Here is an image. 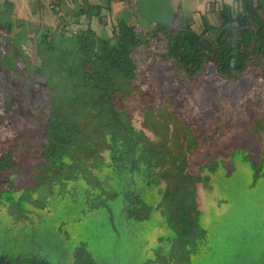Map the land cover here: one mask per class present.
<instances>
[{
	"label": "rangeland",
	"instance_id": "1",
	"mask_svg": "<svg viewBox=\"0 0 264 264\" xmlns=\"http://www.w3.org/2000/svg\"><path fill=\"white\" fill-rule=\"evenodd\" d=\"M237 1L88 0L89 5L109 8L101 10L102 20L98 22L94 18L88 20L86 15L74 18L80 0H0L2 7L5 2L11 5L0 10L8 12L12 24L11 34L0 27V127L10 132L8 140L0 147V160L8 157L13 161L16 165V170H12L14 177L18 171H23L20 186L36 187V205L39 206L47 192L40 188L45 179L41 176L44 162L34 152L42 149L36 135L41 121L56 109L52 106L56 102L58 111L69 119L73 117L82 127L76 168L83 173L90 171L89 177L94 180V185L73 182L61 189L54 187V195L41 210L27 201L34 198L32 192L2 189L0 246L9 249L13 259L34 250L24 247L23 242L8 240L4 230L43 221L40 215L45 214V224L51 229H61L60 243L63 245L56 247L47 242L50 246L45 249L49 258L55 259L60 250L69 253V260L58 264H76V255L82 250L88 262L101 255L109 261L113 255L115 264H264V81L259 79L258 72L248 71L240 81L227 82L210 64L204 66L202 73L186 76L166 57L165 36H151L154 25L174 30L187 17H192L197 31H201V17L216 27L215 9L225 4L236 10ZM2 15L0 12V21H7ZM120 18L133 25L146 42L132 53L136 79L130 83L120 82L126 97H116V111L121 121L143 138L145 147L153 146L163 155L157 145L165 142L168 131L172 133L169 142L181 148L185 144L184 136L190 131L197 150L188 153L186 160L190 164L188 172L196 176L201 166H197V158L202 154L199 159L202 163L211 159L208 127L214 124V116L218 118V143L226 139L225 135L248 131L255 146H260L256 161H252L249 152L239 145L241 148L234 149L228 161L224 159L226 165L217 160L213 165L215 170H202L200 179L192 182L196 191L197 227L186 244L179 243L180 237L167 221L168 183L160 173H157V180L153 179L155 165L142 164L141 176L136 172L133 175L136 187L145 188L137 207L144 221L121 230L117 214L123 203L105 195L110 189L117 193L121 187L132 191V186L127 187L115 179L113 166L122 158V144L109 140L110 149L103 153L98 126L108 125L109 115L98 105L89 104V87L82 81L78 58L69 49L57 52L47 45L38 47L41 34L49 35L52 41L54 37L66 39L62 43L67 46L70 41L67 36L87 27L99 36L110 38L112 27ZM62 29L65 34L60 35ZM55 41L61 46L59 40ZM36 70L40 75L34 73ZM58 81L66 87L62 93L58 90L61 88ZM55 95L59 97L57 101ZM206 109H212V115L207 117ZM165 123L171 126L165 127ZM16 124L19 127L15 130L12 127ZM137 147L136 159L140 161L144 153L139 145ZM229 151L225 147L220 152ZM29 166L32 171L28 170ZM29 173L38 181L30 180ZM49 180H53L52 176ZM20 198L23 200L18 203ZM88 204L100 205L102 209L90 211ZM26 217L31 220L23 221ZM79 258L83 263L81 256Z\"/></svg>",
	"mask_w": 264,
	"mask_h": 264
},
{
	"label": "trees",
	"instance_id": "2",
	"mask_svg": "<svg viewBox=\"0 0 264 264\" xmlns=\"http://www.w3.org/2000/svg\"><path fill=\"white\" fill-rule=\"evenodd\" d=\"M80 1L81 5L74 13V18L86 15L88 20L94 18L101 22V10H109L107 6L89 5L88 0ZM4 7L9 8L11 5L5 2L0 8ZM0 12L7 18V21H0V27L6 28L7 34H11L12 24L9 23V14L6 10H0ZM214 14L218 21L216 27L210 25L205 17H201V31H197L193 27L192 17H187L174 30H170L169 26L154 25L151 36L157 34L165 36L166 57L186 76L192 77L196 73H202L204 66L210 64L217 75L227 82L240 81L248 71L258 72L259 79L264 81V0H238L236 10H233L230 5H220L218 9H215ZM64 30L62 29L60 35L65 34ZM67 37L70 41L66 46L64 45L66 39H55L54 37L52 41L48 39L49 35L41 34L38 47L42 48L47 45L57 52L69 49V52L78 58L82 81L89 87V104L94 107L98 105L109 115V124L98 126L99 133H101L100 142L104 144L103 151L110 149L109 140H115L122 146L128 143L125 148L133 150L135 145L131 135L128 134L131 128L126 122L121 121L120 113L116 111L118 105L116 97H126L120 88L121 81L130 83L136 79V66L132 53L138 46L143 45L145 40L124 18L115 22L110 38L99 36L88 27ZM55 40L64 43L58 46L59 43L56 44ZM34 73L40 75L39 70ZM58 84L61 87L58 90L62 93L66 87L59 81ZM54 98L57 101L59 97L55 95ZM53 105L56 109L54 108L53 112L41 121L39 132L36 135L41 140L42 149L39 152L34 151L44 162L42 176H45V179L40 184L41 187L39 186L43 192L46 191L45 187L54 182L53 177V180H49L51 179L50 172L55 173L59 179L61 171L70 167L72 163L77 167L78 163L75 159L78 157L83 136L82 127L76 124L73 117L69 119L64 113L58 111L56 102H53ZM18 127L19 124H16L12 128L16 130ZM9 136V130L0 127V147ZM129 149H123V151H127L130 155ZM9 159L5 157L0 160V194L2 189L6 188L15 191L23 189L20 186L23 171L20 173L18 171L14 177L16 165ZM28 170L33 169L29 166ZM29 176L30 180L38 181L32 173H29ZM59 182H61L60 179ZM46 195L47 193L43 194L41 202H44ZM22 198L17 202H21ZM44 206L46 207V204ZM44 206L42 209L45 208ZM44 215H40L43 220L41 224L31 222L26 227H13L7 232L4 230L5 237L8 240L23 242V246H29L34 250L33 252L41 251V254L45 252L50 256L48 250L45 249L50 246L47 242L56 244V247L63 245L60 243L61 233L54 227L51 229L49 224H45L46 216ZM26 220L31 219L26 217L23 221ZM60 251L63 257L68 256L65 250ZM6 252L13 264H27L28 254L21 253L13 259L11 251L6 249ZM101 259L108 264L105 256L102 255Z\"/></svg>",
	"mask_w": 264,
	"mask_h": 264
},
{
	"label": "flooded vegetation",
	"instance_id": "3",
	"mask_svg": "<svg viewBox=\"0 0 264 264\" xmlns=\"http://www.w3.org/2000/svg\"><path fill=\"white\" fill-rule=\"evenodd\" d=\"M208 110L206 114L207 117L209 115H212L213 113L212 109L211 110L208 109ZM214 119H215L214 124L208 127V129L210 130L208 137L210 139L209 150H210L211 159L208 160V162L206 161L202 163L201 161H199V159L202 157V154L198 158H197V154L194 156V159L197 158V160L195 159L197 162V166L201 165L198 168V171H197L198 175L196 176L192 175L191 172H188L190 168L189 166L190 164L187 161L188 159L186 160V156H188V153L190 154L193 151L197 150V143L193 139V136L190 131L186 133V136H184L185 144L183 145L182 148H181V145H178L177 143L173 144L171 141L169 142V137H171L169 135H171L172 133L168 131L169 133L168 138L165 140V142L163 144L157 145L158 148H161L163 150L162 152L164 154L161 155L157 153L155 147L153 146H150L148 148L145 147L143 145V138L140 135H138L135 129L129 126L131 128L129 130L131 132L129 133L131 135V138L134 140L133 143L135 146L133 150H130L129 148H125L131 151L130 155H128L127 151L122 150L123 146H120V149H121L120 153H121L122 158L119 159L114 164L113 167L115 171V179L118 180L121 184L123 183L127 184V187L131 185L132 191H130L129 188L121 187V189L117 193L113 189L112 190L110 189L109 190L110 192L108 195L103 194L106 197L107 196L113 197V199L120 200L123 203L121 210H119V213L117 214V222L121 230L123 228H129L130 225L132 224L137 225L138 222L144 221V215L142 211H139V210L137 211V207H138V204L140 203L141 197L144 195L143 192L145 191V188H137L135 185L136 182L133 176L135 172L137 173V175L141 176L140 174H142L141 172H143V169L141 168V166H143L142 164H144V166L155 165L154 168L156 171L152 172L154 176L153 179L157 180L158 179L157 173H160L161 176L167 180L168 190H167V195L165 196L166 203H167L165 215H166L169 225L172 226V228L174 229V232H176L177 236L180 237L179 243L186 244L187 240L191 237V235L194 233L197 227L196 225L197 216H196V210H195L196 191L195 189H193L192 182L200 179V174L202 170H207L210 172L215 170L213 165L217 160L219 161L221 160L223 164L226 165L227 162L225 160L228 161L229 155L233 152L234 149L241 148L239 147V145L241 146L243 145L244 148H241V149L247 150L249 152V154L251 155L252 161H256L258 159L260 146H257V145L255 146L253 139H251L247 135L248 131L242 132V133L235 132V134L231 133L230 135H225L226 139L224 138L218 143V137H217V134L219 132L218 125H217L218 118L214 116ZM196 121H198L197 118H196ZM164 126L170 127L171 125H168L165 123ZM255 131L257 132V130ZM137 145L141 147V150H143V153H144L142 157L139 158L140 161H137L136 159V148H138ZM250 145H254V147L251 148ZM225 147H228L230 149V151L226 154L223 152H220L222 151V148H225ZM106 151L108 150H104L103 153L105 154ZM101 158L102 156H100L99 161L101 160ZM78 170L79 169L76 168L75 164L73 163L71 164L70 167L62 170L60 173V178H59L61 182H59V179L57 178L55 173L50 172V175L54 178V182L50 184L49 186L45 187L47 195L45 197L44 202H40L39 200L40 202L39 206L36 205L38 202L37 201L38 199H36V195L38 193L36 187L28 186L18 191H25V193L32 192L35 196L32 200L29 199V201H32L33 207L41 210L44 204L48 202V199L54 195V190H53L54 187L58 186V188L61 189L65 187L66 185H69L70 183H73V182H84L88 185H91V184L94 185L93 184L94 180L91 177H89L90 171L83 173V171H80V170L78 171ZM152 174L150 175V177H152ZM42 175L43 173L41 174V176ZM84 180H86L87 182H85ZM189 186L190 187L192 186V188H190ZM177 190L178 192H176ZM56 199H59V197H56ZM88 209L90 211H98L102 209V206L100 205L90 206L89 205ZM72 219H75V217ZM41 223L42 221H39V224ZM60 231L61 229L59 230V232ZM42 253L43 254H41V251H39L34 256H32V258L35 260H45L47 262H51L52 264H58L59 261L67 262L69 260L68 252H67V255H68L67 257H63L62 252H58V255L55 257V259H57L58 261H56L55 259H50L49 256L45 252H42ZM76 256H77L76 264H92V262L95 263L96 261L99 264H105L101 259L102 255L98 256L95 259V261L93 260H91L90 262L86 261L83 257L85 256L84 250L77 253ZM79 256H81L83 263L80 261ZM27 263H28V260H27ZM115 263H116L115 257L112 255L110 260L108 261V264H115ZM249 264H253V263H249Z\"/></svg>",
	"mask_w": 264,
	"mask_h": 264
},
{
	"label": "water",
	"instance_id": "4",
	"mask_svg": "<svg viewBox=\"0 0 264 264\" xmlns=\"http://www.w3.org/2000/svg\"><path fill=\"white\" fill-rule=\"evenodd\" d=\"M0 251L5 253H1L0 252V264H13L10 259H9V255L8 252H6V249H3L0 246ZM36 253H38V251L32 252L31 254H28V263L27 264H52L51 262H47L45 260H35L32 258V256H34Z\"/></svg>",
	"mask_w": 264,
	"mask_h": 264
}]
</instances>
